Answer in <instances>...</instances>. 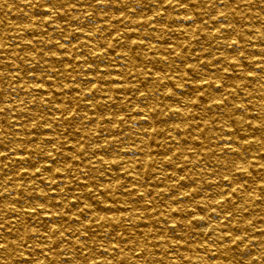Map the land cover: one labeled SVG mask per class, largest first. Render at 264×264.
Returning a JSON list of instances; mask_svg holds the SVG:
<instances>
[{
  "label": "rangeland",
  "instance_id": "374dc122",
  "mask_svg": "<svg viewBox=\"0 0 264 264\" xmlns=\"http://www.w3.org/2000/svg\"><path fill=\"white\" fill-rule=\"evenodd\" d=\"M261 81L264 0H0V264H256Z\"/></svg>",
  "mask_w": 264,
  "mask_h": 264
},
{
  "label": "bare ground",
  "instance_id": "6f19581e",
  "mask_svg": "<svg viewBox=\"0 0 264 264\" xmlns=\"http://www.w3.org/2000/svg\"><path fill=\"white\" fill-rule=\"evenodd\" d=\"M18 1V0H17ZM153 6V5H152ZM157 7V6H156ZM97 10V9H96ZM182 18V17H181ZM189 23V22H188ZM224 23V22H223ZM91 34V33H90ZM12 39V38H11ZM96 40V39H95ZM258 42V41H257ZM14 46V45H13ZM252 52V51H251ZM81 54V53H80ZM251 69V68H250ZM212 73V72H211ZM203 77H205V76H203ZM261 82H263V81H261ZM264 83V82H263ZM254 84H255V82H254ZM120 85V84H119ZM261 85V84H260ZM258 87V86H257ZM261 87H263V86H261ZM219 91V90H218ZM42 97V96H41ZM20 98V97H19ZM105 98V97H104ZM252 99V98H251ZM250 100V99H249ZM261 100V99H260ZM21 100H19V102H20ZM8 103V102H7ZM183 104V103H182ZM260 105V104H259ZM261 110H260V113L263 115V113H262V109L263 108H260ZM36 110V109H35ZM183 110V109H182ZM244 112V111H243ZM245 113V112H244ZM250 114V113H249ZM240 116V115H239ZM171 121V120H170ZM137 128V127H136ZM138 130V129H137ZM246 134V133H245ZM38 136V135H37ZM247 137V136H246ZM254 143H255V141H248V142H243V143H238L239 144V147H243V148H245V147H250V146H253L254 145ZM221 144V143H220ZM223 144V143H222ZM220 149V148H219ZM16 151V150H15ZM243 155V154H242ZM238 156H239V154L236 156L237 158H238ZM246 163V162H245ZM142 164V163H141ZM208 164V163H207ZM214 164V163H213ZM135 165V164H134ZM199 165V164H198ZM246 165V164H245ZM128 166V165H127ZM209 166V165H208ZM198 167V166H197ZM199 167H200V165H199ZM246 168V166H243L242 167V173H244V169ZM262 168H264V166H262L260 169H257V172H259V170H262ZM129 170V169H128ZM132 170V169H131ZM199 170V169H198ZM197 170V171H198ZM199 172V171H198ZM216 179V178H215ZM4 180V179H3ZM139 182V181H138ZM233 184V183H232ZM141 189V188H140ZM244 189V188H243ZM169 196V195H168ZM218 200V199H217ZM248 202V201H247ZM194 204V203H193ZM206 204V203H205ZM210 204V203H209ZM208 206V205H207ZM169 211H170V209H169ZM224 214V213H223ZM227 216V215H226ZM228 217V216H227ZM3 228V227H2ZM237 229V228H236ZM264 230V229H263ZM241 231V230H240ZM150 232V231H149ZM232 232V231H231ZM242 232V231H241ZM261 235H263L264 236V231H262V234ZM135 236V235H134ZM40 237V236H39ZM47 237H49V236H47ZM116 240V239H115ZM1 243V242H0ZM164 245V244H163ZM44 253V252H43ZM172 253V252H171ZM49 255V254H48ZM245 256V255H244ZM247 256V255H246ZM260 258H262L261 260H259V261H257L256 262V264H264V256L262 257V256H260ZM150 259V258H149ZM225 264V263H224Z\"/></svg>",
  "mask_w": 264,
  "mask_h": 264
}]
</instances>
